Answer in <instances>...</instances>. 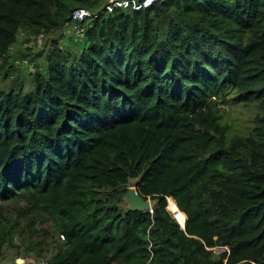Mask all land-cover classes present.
Wrapping results in <instances>:
<instances>
[{
	"label": "trees",
	"instance_id": "obj_1",
	"mask_svg": "<svg viewBox=\"0 0 264 264\" xmlns=\"http://www.w3.org/2000/svg\"><path fill=\"white\" fill-rule=\"evenodd\" d=\"M108 4L0 0V76L31 77L0 87V264L48 237V264H264V0ZM225 101L256 104L251 129Z\"/></svg>",
	"mask_w": 264,
	"mask_h": 264
},
{
	"label": "rangeland",
	"instance_id": "obj_2",
	"mask_svg": "<svg viewBox=\"0 0 264 264\" xmlns=\"http://www.w3.org/2000/svg\"><path fill=\"white\" fill-rule=\"evenodd\" d=\"M71 32L72 31L65 32L67 37L71 36L69 34ZM61 33H62L61 31L56 32L53 36H51L49 40L60 38ZM49 40H47V44ZM45 41H46V38H44V42ZM32 45L33 44L28 45L27 47L31 48ZM34 48H35L34 54L36 56L41 54L42 51L45 52L43 45L39 47V45L37 44V46ZM43 60L40 59L39 61L40 64H43ZM21 65L22 67H19L20 71L18 70L14 72L13 74H11V76L8 79H5L3 76H0V87L4 88L6 86L16 85V83H21V82H25L27 88L29 87V85L31 84V77L28 73L26 62ZM221 108L223 109L225 121L230 125L231 131L233 133H244L246 129H249V128L251 129V127L253 126V119L256 117L257 112L259 111L256 104H252L250 106H244L243 104H235L230 101L222 102ZM45 228H50V224L49 223L46 224ZM40 239L42 238L38 237V240ZM17 242L19 243L20 241H17ZM47 244L49 245L50 250L48 253H45V257L41 259L42 261L43 260L46 261L50 259L57 252L58 246L54 243V239L52 237L47 238ZM224 250L225 249L216 248L215 252L219 254ZM19 251L23 252V249H20V250L6 249V253H5L6 260L4 261V263H1V264H26V263L34 264V262H37L36 258L34 257L24 258L23 255H18ZM40 261H38L37 264H39Z\"/></svg>",
	"mask_w": 264,
	"mask_h": 264
},
{
	"label": "built area",
	"instance_id": "obj_3",
	"mask_svg": "<svg viewBox=\"0 0 264 264\" xmlns=\"http://www.w3.org/2000/svg\"><path fill=\"white\" fill-rule=\"evenodd\" d=\"M162 0H109L107 5V10L112 11L115 8H133L134 10H141L152 6L154 3ZM92 13L87 9H78L72 15V22H80L85 20L88 17H91ZM67 26H71L70 23ZM74 31L82 36L81 29L77 25H72ZM62 241L65 240V236L61 235ZM46 261L40 262L39 264H45ZM48 264V263H47Z\"/></svg>",
	"mask_w": 264,
	"mask_h": 264
},
{
	"label": "water",
	"instance_id": "obj_4",
	"mask_svg": "<svg viewBox=\"0 0 264 264\" xmlns=\"http://www.w3.org/2000/svg\"><path fill=\"white\" fill-rule=\"evenodd\" d=\"M140 181H141V179H136V180L130 181L129 190L125 194V201L128 204V208L130 211L142 212V213L153 212L155 202L152 201L150 198L145 199L137 191V187H138ZM186 220L184 221L183 224L178 222L183 229H185ZM45 264H47V263L45 262Z\"/></svg>",
	"mask_w": 264,
	"mask_h": 264
},
{
	"label": "bare ground",
	"instance_id": "obj_5",
	"mask_svg": "<svg viewBox=\"0 0 264 264\" xmlns=\"http://www.w3.org/2000/svg\"><path fill=\"white\" fill-rule=\"evenodd\" d=\"M168 202V209L173 215V217L176 219L177 222L183 224L184 221L187 219L185 213L178 208V205L176 204L173 198H169Z\"/></svg>",
	"mask_w": 264,
	"mask_h": 264
},
{
	"label": "clouds",
	"instance_id": "obj_6",
	"mask_svg": "<svg viewBox=\"0 0 264 264\" xmlns=\"http://www.w3.org/2000/svg\"><path fill=\"white\" fill-rule=\"evenodd\" d=\"M65 241V240H64ZM35 263V262H34ZM46 263H47V261H46Z\"/></svg>",
	"mask_w": 264,
	"mask_h": 264
}]
</instances>
